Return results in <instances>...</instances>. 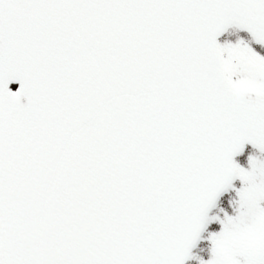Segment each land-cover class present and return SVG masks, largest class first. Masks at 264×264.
I'll list each match as a JSON object with an SVG mask.
<instances>
[{
  "label": "snow or ice",
  "instance_id": "snow-or-ice-1",
  "mask_svg": "<svg viewBox=\"0 0 264 264\" xmlns=\"http://www.w3.org/2000/svg\"><path fill=\"white\" fill-rule=\"evenodd\" d=\"M193 260L264 264V0H0V264Z\"/></svg>",
  "mask_w": 264,
  "mask_h": 264
},
{
  "label": "rangeland",
  "instance_id": "rangeland-1",
  "mask_svg": "<svg viewBox=\"0 0 264 264\" xmlns=\"http://www.w3.org/2000/svg\"><path fill=\"white\" fill-rule=\"evenodd\" d=\"M252 152L258 153V150H255L252 146H250V147L247 146L246 154L247 153H252ZM237 158L240 159L242 163H245L246 164V159L245 158H243V157H237ZM237 183H239V182H237ZM197 251H199V250L197 249ZM201 255H203L205 258H207L208 257L207 250H205L204 252H202ZM190 264H197V262L195 260H193V261L190 262Z\"/></svg>",
  "mask_w": 264,
  "mask_h": 264
}]
</instances>
